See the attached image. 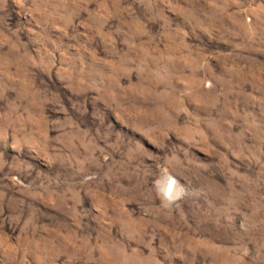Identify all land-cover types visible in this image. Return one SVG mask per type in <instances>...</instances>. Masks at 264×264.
<instances>
[{
	"label": "rangeland",
	"instance_id": "1",
	"mask_svg": "<svg viewBox=\"0 0 264 264\" xmlns=\"http://www.w3.org/2000/svg\"><path fill=\"white\" fill-rule=\"evenodd\" d=\"M0 264H264V0H0Z\"/></svg>",
	"mask_w": 264,
	"mask_h": 264
}]
</instances>
